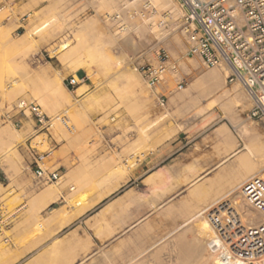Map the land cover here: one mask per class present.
<instances>
[{"label": "rangeland", "instance_id": "obj_1", "mask_svg": "<svg viewBox=\"0 0 264 264\" xmlns=\"http://www.w3.org/2000/svg\"><path fill=\"white\" fill-rule=\"evenodd\" d=\"M30 2L0 0V155L13 144V152L1 157L0 165L8 168L6 172H9L10 179L21 173L27 158L32 160L31 150L40 154L50 150V138L56 141L99 139L109 134V137L126 142L136 139L140 145L127 148L132 157L127 158L126 165L132 166L142 158L140 154L149 151L153 144L183 133L190 145L204 151L200 159L204 167H208L212 162L224 158L212 139L213 129L224 124L249 155V150L258 154V140L249 131H242L243 119L247 118L250 107L241 113V118L232 120L230 112L233 104L222 93L226 87L234 84L228 85L225 75L222 88L216 87L208 78L184 70L189 62L184 49L175 45V35L182 31L183 15L177 19L178 25L165 34V40L158 41L149 21L155 19L165 29L172 22L161 5L154 8L150 3H138V12L135 11L136 17L130 24V27L135 24L136 29L131 31L129 27H123V23H115L108 17L124 0H39L36 6ZM177 4L184 14L180 2L177 1ZM58 23L63 24V31L58 36H52ZM44 24L48 26L44 27ZM28 33L31 37H28ZM181 38L185 44V35ZM165 42L172 48L173 54ZM159 47L167 50L169 59L178 69L170 71L172 75L166 73L154 87L146 84L138 70L139 80L135 82L118 77L115 70H105L96 75L92 72V76L85 70L86 67L91 69L95 66L101 52H108L112 58L123 53L131 59L128 67L137 69L139 64L156 57ZM138 56L140 58L136 60L134 57ZM199 64L203 69L207 68L200 61ZM79 69L86 74L84 82L80 84L82 91L77 94L76 90L66 87L65 80ZM22 70L25 77L21 76ZM35 73H39V76H35ZM182 79L185 84L178 89L177 81ZM52 88L58 90L59 98L52 96ZM26 93L29 98L25 100L37 103L49 117L48 126L40 127L32 116H22L12 110L15 102ZM161 94L165 96L161 97ZM201 107L206 110L195 115ZM249 121L259 127L264 135V120L250 118ZM241 153L243 150L238 148V155ZM238 155L234 158L236 169L232 175L236 176L235 184L242 181L241 185L264 167L259 170L249 167L243 179H239ZM232 159L229 158L222 165ZM221 166L215 172L193 180L187 205L198 203L202 209L207 206L204 202L208 197L209 180ZM239 185L223 200H229L236 208L238 203L243 202L241 195L237 194ZM18 202L20 204V200ZM12 204L7 208L4 204L6 209L2 214L6 220L0 221L1 228L15 213ZM206 219L204 225H209L208 217ZM192 220V224L171 237L174 248L167 258L145 256L141 260L129 259L124 264H215L206 247L202 256L196 255L197 240L193 226H199L200 216ZM182 231L186 232L183 240L188 241L183 250H178V236Z\"/></svg>", "mask_w": 264, "mask_h": 264}, {"label": "crops", "instance_id": "obj_2", "mask_svg": "<svg viewBox=\"0 0 264 264\" xmlns=\"http://www.w3.org/2000/svg\"><path fill=\"white\" fill-rule=\"evenodd\" d=\"M74 75L85 78L83 69ZM109 136L50 138V150L38 165L58 172L54 182L37 179L30 158L11 179L8 168L0 165V221L6 220L4 204L7 208L13 203L15 212L0 227V264H124L145 256L167 258L174 248L171 237L197 215L199 226H193L200 241L197 244L207 241L206 236L198 237L199 227L207 222L208 212L242 182L235 184L232 175L238 148L243 150L237 157L239 179L253 163V157L224 124L212 131L213 142L224 158L208 167L200 159L204 151L190 145L183 133L153 144L132 166L126 165L132 157L127 148H136L139 142ZM229 158L233 159L222 165ZM218 166L220 170L207 187V206L187 205L193 180L215 172ZM184 233L178 236V250L188 241L183 240ZM201 246H195L200 256Z\"/></svg>", "mask_w": 264, "mask_h": 264}, {"label": "built area", "instance_id": "obj_3", "mask_svg": "<svg viewBox=\"0 0 264 264\" xmlns=\"http://www.w3.org/2000/svg\"><path fill=\"white\" fill-rule=\"evenodd\" d=\"M179 1L185 11V56L198 58L207 68L228 66L227 84L238 82L251 101L248 116L264 120V0ZM156 57L157 62L151 60L137 66L149 87L178 69L165 48L159 47ZM83 82L84 78L70 75L65 85L74 90ZM184 84L182 79L176 87L181 89ZM12 110L32 116L40 127L48 126L49 117L32 100L19 99ZM30 152L36 166L35 177L43 182L56 181L57 171L38 165L44 154ZM241 192L246 204L260 213L262 221L257 225L247 223L229 200L208 212L214 234L207 239L206 249L215 264H264V171L246 180Z\"/></svg>", "mask_w": 264, "mask_h": 264}, {"label": "bare ground", "instance_id": "obj_4", "mask_svg": "<svg viewBox=\"0 0 264 264\" xmlns=\"http://www.w3.org/2000/svg\"><path fill=\"white\" fill-rule=\"evenodd\" d=\"M177 1L180 2L179 0H124V2L116 9L115 13L113 15H109L108 17H109V19H113V21L115 23H123L124 24L123 27H129V29L131 31H134L136 29V25L132 24V26L130 27V24L132 23L133 19L136 17L135 11H137L138 3L141 2V3H145L147 5L150 3V4L153 5L154 8L158 7L159 5L164 6L165 10H166V14L169 15V18L172 21L171 25L169 26V28L165 29L164 26L162 27V25H158V21L155 20V19H151L149 21L150 22V26H151L150 28L155 33L156 39L158 41H163V40H165V34L167 32H169V31H172L173 28L178 25V22H176L177 19L180 18L182 15H184L183 11L180 9L179 5L177 4ZM38 2H39V0H31L30 3H31L32 6H36L38 4ZM180 4L183 7L181 2H180ZM46 25L48 26V24H44V27H46ZM56 26H57V30L55 31L53 29L54 30L53 32H55V33L52 36H58V34L63 31V24L62 23H58V25L56 24ZM56 26H54V27H56ZM37 31H39V30H37ZM182 35H185L183 30L176 33V35H175V45L177 47H182L184 49V52H186L185 45L182 42V38L183 37L181 38ZM28 37H31V35L29 33H28ZM165 45H166L167 49L169 50V52L171 54H173L172 48L167 44V42H165ZM134 58L137 60L138 58H140V56L134 57ZM186 59L189 62L188 63L189 66L187 65V67L184 69L185 71H188L189 73L196 72L200 76L206 77L209 80H211L213 82V86L222 88V86H223L222 85V79L225 77V75L227 77V75L230 73V70H229L228 66L222 64L220 66L211 67V68H208V69L206 68L207 69L206 70V69H203L200 66V64H199L200 60L197 61L194 57H192V58L191 57H186ZM96 60H97V62H96L94 67H91V69H89L88 67L85 68V70L88 71L87 74L89 76L90 75L92 76V74H93L92 72H94L95 73L94 75H96V74L101 73L102 71H105V70L106 71L115 70V71H117L118 77L124 78L125 80H127V82H135V81L139 80V74L137 73V69L133 68V67H128V65L131 62V59L129 60L126 57V55L123 54V53L122 54L121 53L116 54L114 56V58H112L108 52H101L97 56ZM152 60H153V62H157V57H153ZM200 63H201V61H200ZM223 68L225 70H223ZM23 73L25 74V71L22 70L21 76L25 77V75ZM26 76L28 77L29 75H26ZM35 76H39V73H35ZM233 84L234 85L231 84L232 86H230V87H226L222 91V93L231 100V103L233 104V109L230 112V116H231L232 120H236V119L241 118V113L243 111H245L249 107H251V101H250L249 97L247 96V94L244 93L245 91L243 90V88L241 87V85L238 82H235ZM62 88H64V86ZM75 90H76L77 94H80L81 91H82V85H79ZM51 94H52V96L54 98L55 97L59 98L61 96L59 94L58 90L54 89V88L51 89ZM27 95H28L27 93L24 94L23 98H21V99L29 98V96H27ZM41 104H43L42 101H41ZM204 110H206L205 107H201L198 110V112L195 113V115L200 114ZM249 119H250V117L247 114V118L243 119L245 123L243 125L242 131H244V133H245V131H249V133H251L253 138L256 139V141L258 140L257 141L258 150H259L258 154L253 153L251 150H249V153L253 157L252 158L253 163L251 161V166L253 168H257V170H259V169L264 167V140L261 139V137L263 135V131L261 129H259V127H256V125L254 123H251V121H249ZM259 138H260L261 141L259 140ZM12 145H9V147H7L1 153L0 158L6 156L8 152L9 153L13 152V146ZM263 171H264V168L262 170H260L259 172H257L255 175L250 176L246 180H248V179H250V178H252L254 176L260 175ZM243 183L241 185H239V187H238L239 191L237 192V194L241 195V197H242L241 199H242V201L244 203L243 202L242 203H238L237 210L241 213L242 217L244 218V220L247 223L257 225V224H259L262 221V217H261V215H260V213L258 211L252 209L244 201L243 196H242V192H241V188L243 186ZM45 190H48V189L46 188V189H44V191ZM52 192H54V191L52 190ZM52 192L51 191L50 192L46 191L47 194H49V193L52 194ZM42 196H46V195L43 194ZM56 215H57V213L55 214V217H56ZM50 222H51V219H50ZM203 227H204V230L202 229ZM203 227H199L201 229V230L199 229L201 232L200 231L198 232V237L199 236H202L203 238H204V236H206L208 238L210 236L212 237V235L214 234V231L212 229L213 227L211 228V226L207 225V224L203 225ZM197 241L200 242L199 240H197ZM197 241H196V243H198ZM201 242H202V240H201ZM203 243H205V244H203ZM206 243H207V241L201 243L203 245V247L201 246L202 247L201 251L199 249V251L202 252L201 255L203 254V251L205 250ZM201 244L199 243V244H197L195 246H198V245H201ZM187 253H188V251H187ZM195 253H197V252H195ZM195 253H193V254H195ZM198 254H196V255H198ZM199 257H200V254H199ZM197 258L198 257H196L195 260H197ZM200 261H201V259H200Z\"/></svg>", "mask_w": 264, "mask_h": 264}]
</instances>
